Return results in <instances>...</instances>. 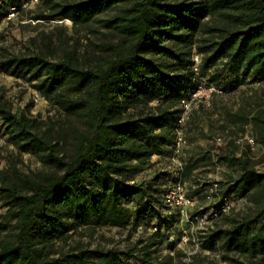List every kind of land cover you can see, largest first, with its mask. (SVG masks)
Instances as JSON below:
<instances>
[{
  "label": "trees",
  "instance_id": "trees-1",
  "mask_svg": "<svg viewBox=\"0 0 264 264\" xmlns=\"http://www.w3.org/2000/svg\"><path fill=\"white\" fill-rule=\"evenodd\" d=\"M10 7L23 9L21 0H0V19ZM31 17L72 26L56 22L30 38L34 48L0 52V70L36 81L54 108L44 117L13 111L0 86L8 142L39 163L27 172L16 163L0 169V264H216L200 251L186 262L184 249L168 242L177 218L163 213L164 174L138 177L153 155L170 151L180 99L197 83L191 47L200 55L198 75L222 94L182 125L187 144L204 143L185 158L182 151L181 179L189 196H203L198 170L212 162L210 139L225 132L219 193L242 203L198 241L221 260L264 264V171L235 143L248 131L264 147V90L239 88L264 84V0H41ZM233 95V104L221 98ZM201 113L216 118L203 128ZM138 224L156 230L124 249L76 240L64 248L81 230Z\"/></svg>",
  "mask_w": 264,
  "mask_h": 264
},
{
  "label": "rangeland",
  "instance_id": "rangeland-1",
  "mask_svg": "<svg viewBox=\"0 0 264 264\" xmlns=\"http://www.w3.org/2000/svg\"><path fill=\"white\" fill-rule=\"evenodd\" d=\"M41 0H37L36 2L29 3L25 7H21L23 9L16 8L15 10H11L10 8L5 13V17L0 19V52L3 53H15L19 50H23L26 47L29 46V48H34V44L31 43L30 38L35 36L37 32L41 30L47 31L54 23H60L64 26H66L68 29L71 28L72 23L68 19H60L57 18L55 20H34L32 19V15L37 9V5L40 4ZM3 48V49H2ZM2 49V50H1ZM196 50L194 47H191L190 54L188 55V61L191 69L193 70V66H197V71L195 72L196 81L198 83H207L205 81L204 76L198 75V63L200 61V56L198 58V61L194 60L193 56L195 54ZM36 81L29 80L27 77L24 76H17L12 75L7 72L0 70V86L2 88V93L5 98H7L11 104L13 111H26L31 115H39L44 117L47 114L54 113V108L51 107L46 99L41 95L39 90L33 86ZM241 90H244L245 93H250L253 90H258L261 92L264 90V84H258L254 83L250 86H241L239 87ZM236 90V92H240L241 90ZM36 91L39 93L41 99L38 102H34L32 100V94ZM222 93L214 94L212 95L209 104H199L196 107H193L191 110V113L198 109L199 107L207 108L210 107L212 104V99L215 95H221ZM224 101L227 103L233 104V102H238L237 96H222L221 97ZM151 106L155 107L158 104V101L153 100L149 103ZM200 118V126L203 128H206L208 120L210 118H216V114L213 115H207L205 113H201ZM188 128V126H187ZM217 136H222L225 139V143L227 142L228 138L225 136V132H217L212 139L209 141L210 148H213L214 146V139ZM241 138V137H240ZM236 138L235 143L239 147H246L244 142L240 139ZM203 140L201 138H196L193 142H190L183 146V157L185 158L186 155H188L192 150H195L197 146L200 144L203 145ZM225 143L220 145L216 150L217 152H220L222 148H224ZM247 149V148H246ZM247 151L254 157V159H259V163L255 165L256 168H258L259 171H264V147L260 146L258 144L255 147V150ZM239 153V152H238ZM169 153L168 155L164 156H158L153 155L151 157V161L153 162V165L143 171L138 177L139 178H149L153 176L155 173L160 172L163 173V178L160 181L161 188L163 189V185L167 183L169 180H173L172 172H173V165L169 162ZM222 162V161H221ZM10 163H16V167L19 168V170L23 172H27L29 170H34L39 167V163L37 160L29 153H23L18 156L16 149L13 145H11L8 140L7 136L4 132L3 125L0 122V169H8L10 167ZM163 169V171H162ZM228 170L226 165L222 162L220 167V172L218 173V177L221 178V180L224 178L225 172ZM198 180L200 182L206 181L210 176H212L213 169L212 166L209 164L207 166L201 167L198 170ZM188 187V193L191 189L188 182H186ZM197 202L196 205L191 207V212H195L197 207L202 204V197L195 196ZM2 200H0V224L4 221L2 218V214L5 212V207L2 205ZM242 207L241 201L236 202V206L234 209H238ZM214 226V222L212 223V227ZM212 227H208L204 233L210 232ZM183 230H189V226H186L185 221L177 222L175 225L171 228L170 232H173V237L176 240V243L180 242V235ZM148 230L139 231L137 227L135 226H128L123 229H119L110 225L101 226L98 227L92 234H88L87 232L81 230L78 231L73 238H71L68 241V245H65L64 248H68L72 244L73 240L82 242L85 246L89 248L94 247H102V248H108L110 246H115L117 248L124 249L128 245H130L131 242H133L138 237H143L146 234H148ZM176 246L181 247L184 249V252L189 251H200L202 254H208L211 255L214 259H216V264H251L246 263V260L239 256L237 257L235 262H228L226 260H221L220 253L217 251H214L213 253H210L212 251L208 250L207 253L204 252V250H207L206 248H203L201 246L200 241H198L197 248L195 247V244L191 241L187 246L184 245H178ZM167 250L163 247L161 249L160 254L165 253ZM185 260V258H184ZM254 262V261H253Z\"/></svg>",
  "mask_w": 264,
  "mask_h": 264
},
{
  "label": "built area",
  "instance_id": "built-area-1",
  "mask_svg": "<svg viewBox=\"0 0 264 264\" xmlns=\"http://www.w3.org/2000/svg\"><path fill=\"white\" fill-rule=\"evenodd\" d=\"M36 1L37 0H21V4L22 7H25L29 3ZM10 9L15 10V7H10ZM199 56L200 55L195 52L193 56L194 60L198 61ZM193 67V70L196 72L197 66L194 65ZM218 93H222V90L215 84L198 83L193 90L187 96L182 97L179 102L180 112L176 117L177 127L175 137L169 147L170 151L168 157L169 162L173 165V180H169L163 185V194L161 196L163 213L169 214L170 212H174L177 218L176 223L185 221L186 226H189L188 231L183 230L181 232L179 243H176L173 233H171L170 230L166 231L168 242H175L178 245L187 246V244L192 241L197 248L198 234L204 233L208 227H212V223L215 220L221 215L228 214L236 206L237 200L235 198L231 195H221L219 193V181L221 178L218 177V173L220 172L222 162L218 158V152L216 149L225 143V139L222 136H217L214 139V146L211 150L212 162L210 164L213 173L210 178L201 182L204 184V194L202 196V204L197 207L195 212H191V207L196 205V197L188 195L187 184L181 179L183 167L182 148L186 143L182 125L189 117L193 107H196L199 104H209L212 95ZM40 99L41 97L39 93L34 91L32 94V100L38 102ZM240 139L244 142L249 151L255 150L257 141L248 131H245ZM237 154L239 155V153ZM136 227L139 231L148 230L149 233L156 230V227L152 225L138 224ZM195 251L196 250L185 253L184 258L186 262L190 260L191 254ZM204 252L207 253L208 249L204 250Z\"/></svg>",
  "mask_w": 264,
  "mask_h": 264
}]
</instances>
